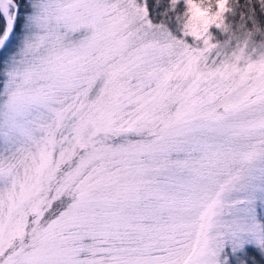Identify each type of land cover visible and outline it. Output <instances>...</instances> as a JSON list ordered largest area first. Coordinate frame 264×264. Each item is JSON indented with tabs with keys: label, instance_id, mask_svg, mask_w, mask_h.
<instances>
[{
	"label": "snow or ice",
	"instance_id": "snow-or-ice-1",
	"mask_svg": "<svg viewBox=\"0 0 264 264\" xmlns=\"http://www.w3.org/2000/svg\"><path fill=\"white\" fill-rule=\"evenodd\" d=\"M0 264H264V0H0Z\"/></svg>",
	"mask_w": 264,
	"mask_h": 264
}]
</instances>
